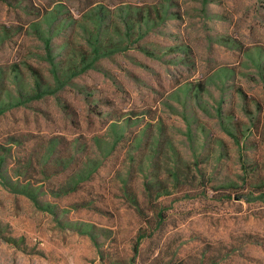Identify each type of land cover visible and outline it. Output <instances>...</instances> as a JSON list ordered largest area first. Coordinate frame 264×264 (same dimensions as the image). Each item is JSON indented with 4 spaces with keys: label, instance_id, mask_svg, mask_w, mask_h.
Returning <instances> with one entry per match:
<instances>
[{
    "label": "rangeland",
    "instance_id": "1",
    "mask_svg": "<svg viewBox=\"0 0 264 264\" xmlns=\"http://www.w3.org/2000/svg\"><path fill=\"white\" fill-rule=\"evenodd\" d=\"M27 1L46 5L58 0ZM59 1L64 14L78 17L91 1L114 9L149 0ZM173 2L177 16L139 43L144 51L115 53L56 95L0 117V146L11 139L23 142L10 147L3 161L2 170L13 181L42 180L35 162L50 139L57 141V155L70 164L41 181L45 194L39 200L48 202L51 211L39 210L24 195L0 184V264H140V257L132 262L131 253L139 220L123 191L131 190L143 199L142 185L151 162L159 164V177L170 182L164 171L170 159L161 153L151 159L149 145L157 137L161 147L171 146L182 164L192 169L189 178L194 181L191 191L188 185L170 188V195L161 199L167 216L161 242L165 252L175 251V258L186 264H264V203L211 198L223 188H218V195L209 192L205 198L199 195L203 181L198 175L192 177L194 164L205 179L212 178L218 185L225 181L240 184L243 165H256L264 175V83L256 63L258 50L264 53V0ZM28 18L0 3V24H19ZM68 34L62 31L54 45L65 41ZM80 41L77 37L76 42ZM39 47L32 37L14 38L0 48V68L29 62L46 76L47 67L33 56L41 52ZM224 71L229 74L222 75ZM30 79L25 76L26 85ZM197 83L202 92L184 91L187 84L195 87ZM220 113L231 114L239 124V147L225 132ZM127 117L131 122L124 125L123 137L110 149L114 136L109 126ZM98 139L107 144L101 145L106 147L104 153L95 146ZM86 158L102 160L88 181L65 196L47 194ZM28 159L36 169L17 180L20 166ZM44 169L53 171L48 164ZM75 222L92 226L104 260L99 259L89 236L68 225ZM149 243L143 244L144 250Z\"/></svg>",
    "mask_w": 264,
    "mask_h": 264
},
{
    "label": "trees",
    "instance_id": "2",
    "mask_svg": "<svg viewBox=\"0 0 264 264\" xmlns=\"http://www.w3.org/2000/svg\"><path fill=\"white\" fill-rule=\"evenodd\" d=\"M0 3L20 10L23 15H30V18L19 24H0V48L14 38L32 37L39 42L41 50L33 56L47 67L46 76L40 68L34 67L29 62L11 63L0 68V117L12 109L23 107L32 101L56 95L74 78L90 69H95L100 60L109 59L115 53H122L129 49L144 51L143 48H140L139 43L166 20L177 16V13L172 11L176 5L173 0H149L138 6L122 4L114 9L91 1L79 12L78 17H73L68 12L64 14L65 7L59 0L49 2L46 5H35L27 0H0ZM64 30H68V36L65 41L55 46L54 38H57ZM77 37L82 40L79 44L76 42ZM183 48L173 47L171 49L182 50ZM262 57L264 58V53L262 54V51L258 50L259 60L256 63L260 65V76L264 83V63H260ZM226 73L224 71L222 75L229 74ZM26 75L31 78L28 82L29 85H26L24 81ZM202 89L200 83H197L195 87L187 84L184 91L197 93L202 92ZM245 111L247 110L245 109ZM219 116L223 125V120H225V132L239 147L241 137L236 132L240 130L237 126L239 124L233 122L231 114L220 113ZM122 121L119 123L116 120L109 126L114 136L113 141L109 144L111 145L110 149H113L123 137L124 125L131 122L128 117ZM143 132L141 131L137 135L134 150H137ZM102 144L107 146L102 140L98 139L95 142L98 151L104 153L106 147L102 148ZM6 145L0 146V184L12 193L24 195L39 210L51 211L52 207L48 202L39 200V197L45 194L42 183L59 174L58 171L68 169L70 165L63 162L61 157L57 155V141L50 139L45 151L35 162L36 166L39 167L38 174L41 175L42 180L27 178L17 181L19 175H30L29 170L36 169L28 159L23 163V166H20L21 170L16 174L17 182L3 172L2 167L10 147L22 146L23 142L11 139ZM149 146L152 151L151 159L160 153L164 154L166 159H170L169 166L164 169L170 182L167 183L159 177L161 172L159 164L151 162L142 185L143 199L140 201L137 194L131 190L124 189L123 191L126 202L130 204L139 220V227L131 247L132 262L140 257V264H186L175 258V251H171L170 254L165 252V247L161 243L164 239V226L167 221V216H165L161 206V199L170 195V188L180 189L179 187L188 185L187 191H191L194 181L189 176L192 169L186 164H182L171 146L166 145V149L161 147L160 138L153 139ZM163 150L166 152L163 153ZM102 155L101 158H105L107 154ZM101 163V159L90 160L86 158L63 184L54 190H49L47 194L58 198L74 193L82 183L92 177ZM47 164L53 170L52 172H46L44 169ZM194 166L192 177L198 175V178L203 181L201 183L203 189L199 195L208 198L209 192L218 195V188H223L224 191L221 194L216 197L211 196V198L225 201L233 197L246 203L257 201L264 203V175L262 176L256 165L249 168L245 165L241 166L243 174L240 184L225 181L219 185L213 184L212 178L205 179L197 164ZM158 170L160 172H157ZM68 225L77 233L89 236L98 250L99 259L104 260V252L98 249L99 245L90 224L75 222ZM148 241H150V246L144 250L143 244ZM107 264L124 263L109 261Z\"/></svg>",
    "mask_w": 264,
    "mask_h": 264
}]
</instances>
